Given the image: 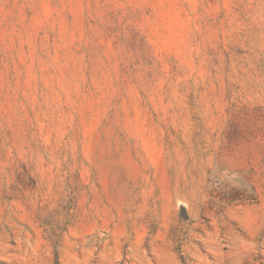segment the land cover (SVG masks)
<instances>
[{"label": "rangeland", "instance_id": "1", "mask_svg": "<svg viewBox=\"0 0 264 264\" xmlns=\"http://www.w3.org/2000/svg\"><path fill=\"white\" fill-rule=\"evenodd\" d=\"M0 264H264V0H0Z\"/></svg>", "mask_w": 264, "mask_h": 264}]
</instances>
